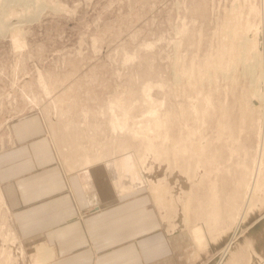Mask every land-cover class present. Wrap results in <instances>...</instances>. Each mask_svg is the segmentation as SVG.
I'll list each match as a JSON object with an SVG mask.
<instances>
[{
    "label": "rangeland",
    "instance_id": "374dc122",
    "mask_svg": "<svg viewBox=\"0 0 264 264\" xmlns=\"http://www.w3.org/2000/svg\"><path fill=\"white\" fill-rule=\"evenodd\" d=\"M3 1L0 164L45 139L150 194L168 264H264V0ZM0 199V264H37Z\"/></svg>",
    "mask_w": 264,
    "mask_h": 264
},
{
    "label": "crops",
    "instance_id": "0c3cea01",
    "mask_svg": "<svg viewBox=\"0 0 264 264\" xmlns=\"http://www.w3.org/2000/svg\"><path fill=\"white\" fill-rule=\"evenodd\" d=\"M45 142L25 143L21 159L0 164L1 196L23 245L48 246V264H168L170 239L150 194L122 188L99 162L59 161Z\"/></svg>",
    "mask_w": 264,
    "mask_h": 264
},
{
    "label": "bare ground",
    "instance_id": "6f19581e",
    "mask_svg": "<svg viewBox=\"0 0 264 264\" xmlns=\"http://www.w3.org/2000/svg\"><path fill=\"white\" fill-rule=\"evenodd\" d=\"M5 1V0H4ZM2 2V3H5V2ZM14 1V0H13ZM31 0H20L19 1V3H24V7L26 8V6L28 5V3L30 2ZM34 1V0H33ZM32 2V1H31ZM39 2H40V0H39ZM17 4H18V2H17ZM16 4V5H17ZM32 4V3H31ZM40 4V3H39ZM44 4V3H43ZM3 5H6V6H9V4H2V5H0V6H2L3 7ZM11 5V4H10ZM40 5H42V2H41V4ZM39 5V6H40ZM45 5V4H44ZM4 7L3 9H2V11L0 12V17H1V15H2V17L4 16L3 14L4 13H6L5 15L8 17V19H6V20H3V18L2 19H0V30L2 31V29H1V27H2V25H5L6 26V28H10L12 25H17V24H20V21L22 20V18L23 17H15V15H13L12 14V11H13V8L10 10L11 12H9L7 9V7ZM23 6V5H22ZM33 6V5H32ZM50 6V5H49ZM2 7H0V9L2 8ZM11 7V6H10ZM9 7V8H10ZM16 7V6H15ZM18 7V6H17ZM21 7V6H20ZM43 7V6H42ZM41 7V8H42ZM7 8V9H6ZM28 8H30L29 6H28ZM28 8H26V9H28ZM38 8V7H37ZM34 10H35V8H33ZM23 10V9H22ZM8 11V12H7ZM17 11V10H16ZM21 11V9L19 10V12ZM18 12V13H19ZM23 12V11H22ZM37 12V13H36ZM39 11H34V14L33 15H35L36 17L39 15V13H38ZM27 13V12H26ZM26 13H22L23 15H24V17H25V15H26ZM32 16V15H31ZM28 17H30V16H28ZM27 17V18H28ZM15 19V20H14ZM28 20H31V19H27V21ZM11 21V22H10ZM1 23H4V24H1ZM22 24V23H21ZM18 26V25H17ZM12 27H14V26H12ZM4 28V27H3ZM7 30V29H6ZM4 33V32H3ZM248 37H246L243 41H242V43H246V42H248ZM242 48V47H241ZM262 57V56H261ZM236 60V59H235ZM245 61V60H244ZM250 61V60H249ZM253 61V60H252ZM237 62H238V60H237ZM243 64V63H242ZM253 65V64H252ZM263 65V64H262ZM261 66V65H260ZM231 67V66H230ZM258 67V66H257ZM263 67V66H262ZM253 69V68H252ZM261 69V68H260ZM231 71V70H230ZM232 72V71H231ZM230 72V73H231ZM228 73H229V71H228ZM249 73V72H248ZM256 73H257V71H256ZM255 73V74H256ZM263 73V72H262ZM225 78V77H224ZM260 79V78H259ZM255 80H256V78H255ZM262 80V79H261ZM257 81V80H256ZM228 83V82H227ZM226 83V84H227ZM256 84V83H255ZM263 84V83H262ZM262 84H260V85H262ZM260 88V87H259ZM252 89V88H251ZM255 91V90H254ZM258 95V94H257ZM259 99H261V98H259ZM126 114V113H125ZM124 114V115H125ZM123 117V116H122ZM124 117H126V116H124ZM123 117V118H124ZM114 118H116V117H114ZM122 118V119H123ZM117 120H118V118H117ZM117 120H115V122L114 123H112L114 126H116L115 124H116V122H117ZM119 123H122V122H120V120H119ZM119 123H117L118 125H119ZM112 125V126H113ZM117 125V126H118ZM122 128H123V126H121ZM121 127L120 128H118V127H116L117 129H121ZM127 127V126H126ZM125 127V128H126ZM114 130H115V128H113ZM116 129V130H117ZM119 131V130H118ZM123 131V130H122ZM136 131V130H135ZM136 134H138V133H136ZM262 146V145H261ZM198 148V147H197ZM261 148V147H260ZM176 149V148H175ZM174 152V151H173ZM212 159V158H211ZM255 177V176H254ZM148 178V177H147ZM151 180V179H150ZM141 181V180H140ZM152 181V180H151ZM141 183V182H140ZM150 183V182H149ZM253 183V182H252ZM156 184V183H155ZM116 186V185H115ZM150 187V186H149ZM154 187H155V185H154ZM118 189H120L119 187H117ZM128 188V187H127ZM250 188V187H249ZM253 188V187H252ZM255 188H253L252 189V191L254 190ZM249 191H251V190H249ZM155 192V191H154ZM1 193V192H0ZM121 193V192H120ZM249 194H251V192L249 193ZM2 195V194H1ZM0 195V198H2V196ZM4 199V198H3ZM250 199V198H249ZM1 200V199H0ZM245 201H247V200H245ZM3 203H4V201H3ZM249 203V202H248ZM3 206V205H2ZM190 206V205H189ZM187 208V207H186ZM187 211V210H186ZM188 212V211H187ZM237 212V211H236ZM185 214H187V213H185ZM185 220H187V216L185 215ZM242 221V220H241ZM187 222V221H186ZM238 223V222H237ZM239 223H240V221H239ZM238 225V224H237ZM240 226V225H239ZM198 227V226H197ZM238 227V226H237ZM237 227H235V228H237ZM236 230V229H235ZM196 231V230H195ZM194 233H196V232H194ZM197 234V233H196ZM199 234V233H198ZM233 234H234V232H233ZM201 239V238H200ZM232 242L229 240L228 242H227V244L225 245V246H223V248H222V251H221V254H220V257L218 258V263H219V261H221L222 260V258H223V256L224 255H227V253L230 251V249L232 248ZM196 246V245H195ZM36 256H37V264H48L49 263V260H50V258H52V255H51V252H50V249H49V247L48 246H46V245H44V244H40V246L39 247H37L36 248ZM36 263V262H35Z\"/></svg>",
    "mask_w": 264,
    "mask_h": 264
}]
</instances>
